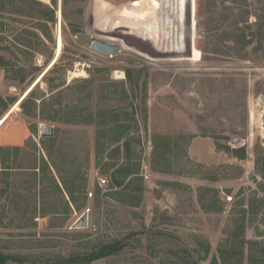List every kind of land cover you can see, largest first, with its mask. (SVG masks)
I'll return each mask as SVG.
<instances>
[{
    "label": "rangeland",
    "instance_id": "1",
    "mask_svg": "<svg viewBox=\"0 0 264 264\" xmlns=\"http://www.w3.org/2000/svg\"><path fill=\"white\" fill-rule=\"evenodd\" d=\"M0 95V252L65 256L124 238L91 264H170L177 238L201 264H236L219 248L237 222L264 240V206L248 210L261 196L264 0H0Z\"/></svg>",
    "mask_w": 264,
    "mask_h": 264
},
{
    "label": "trees",
    "instance_id": "2",
    "mask_svg": "<svg viewBox=\"0 0 264 264\" xmlns=\"http://www.w3.org/2000/svg\"><path fill=\"white\" fill-rule=\"evenodd\" d=\"M198 5V4H196ZM200 7V4L198 5ZM198 9V8H197ZM201 12V9H200ZM196 15V22L199 23L198 26L201 28L212 30V27L206 24L201 19V14ZM204 20V19H203ZM199 29L195 31L194 38L202 35ZM240 37H244L243 33ZM192 48H194L192 46ZM26 91L23 97L28 93ZM4 104V99L0 95V106ZM24 104V100L21 102V105ZM2 118V117H1ZM0 118V123H1ZM2 125V124H0ZM36 148V144H33L31 148ZM225 151L231 152L234 156L244 158L245 157V148H230L227 145L220 146ZM256 167L257 172L262 178V181L258 184V191L261 196H257L256 192L252 196L248 210L254 214H257L260 209L264 206V150L257 151L256 154ZM36 161V158L33 159ZM35 164V163H34ZM48 165V164H46ZM120 174H123V177L130 175L131 173L138 172L137 170H131L127 167L120 168ZM116 178V177H114ZM159 234V232H158ZM177 242L180 243V254L177 256V260H173L170 264H201V260L205 259L206 254L202 255L196 248H186L187 245L181 240L175 238ZM126 240L116 239L111 242L103 243L99 245L96 249L91 250L86 253H77L70 255H60L56 254L44 258H28L25 255L19 254H4L0 252V264H91L92 262L104 258L106 256L116 254L118 251L123 249L126 246ZM247 246V258L251 261L252 264H264V240H252L247 239L245 236V224L244 220L237 222L235 231L227 236L224 240V243L219 248V254L223 261H227L234 258L236 264H242L245 254V247ZM207 252V250H206ZM215 261V263L213 262ZM212 263L216 264V258H213Z\"/></svg>",
    "mask_w": 264,
    "mask_h": 264
},
{
    "label": "water",
    "instance_id": "3",
    "mask_svg": "<svg viewBox=\"0 0 264 264\" xmlns=\"http://www.w3.org/2000/svg\"><path fill=\"white\" fill-rule=\"evenodd\" d=\"M76 42L86 48H89L101 55L110 56L119 51V46L116 43L106 42L88 34H78ZM42 135H51L52 128L47 125L41 126ZM88 222V214L84 212L73 224L74 227H85Z\"/></svg>",
    "mask_w": 264,
    "mask_h": 264
},
{
    "label": "built area",
    "instance_id": "4",
    "mask_svg": "<svg viewBox=\"0 0 264 264\" xmlns=\"http://www.w3.org/2000/svg\"><path fill=\"white\" fill-rule=\"evenodd\" d=\"M105 182H106L105 178H101L98 184L101 186V185H103ZM88 195H89V196H92V192H89Z\"/></svg>",
    "mask_w": 264,
    "mask_h": 264
},
{
    "label": "bare ground",
    "instance_id": "5",
    "mask_svg": "<svg viewBox=\"0 0 264 264\" xmlns=\"http://www.w3.org/2000/svg\"><path fill=\"white\" fill-rule=\"evenodd\" d=\"M116 76V75H115ZM118 77H122V76H118Z\"/></svg>",
    "mask_w": 264,
    "mask_h": 264
}]
</instances>
